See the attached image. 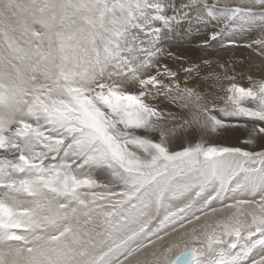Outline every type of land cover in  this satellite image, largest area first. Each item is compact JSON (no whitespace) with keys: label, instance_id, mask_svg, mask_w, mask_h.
I'll list each match as a JSON object with an SVG mask.
<instances>
[{"label":"snow or ice","instance_id":"6c2138e0","mask_svg":"<svg viewBox=\"0 0 264 264\" xmlns=\"http://www.w3.org/2000/svg\"><path fill=\"white\" fill-rule=\"evenodd\" d=\"M0 264H264V0H0Z\"/></svg>","mask_w":264,"mask_h":264},{"label":"bare ground","instance_id":"6f19581e","mask_svg":"<svg viewBox=\"0 0 264 264\" xmlns=\"http://www.w3.org/2000/svg\"><path fill=\"white\" fill-rule=\"evenodd\" d=\"M176 45H177L176 48L177 51H183L185 53L189 52L190 58H192L191 54L196 56V58L203 57V58H212V59H227L229 57L248 56V52L245 49L230 47L227 41L218 40L216 42L211 43L209 47L203 50H200L196 43L178 41L176 42ZM239 135H240L239 132H235L233 135L229 137V142L235 143L236 137H238Z\"/></svg>","mask_w":264,"mask_h":264},{"label":"rangeland","instance_id":"374dc122","mask_svg":"<svg viewBox=\"0 0 264 264\" xmlns=\"http://www.w3.org/2000/svg\"><path fill=\"white\" fill-rule=\"evenodd\" d=\"M193 45H195V44H193ZM193 45H191V46H193ZM187 53H188V54H187ZM187 53H186V54L190 57V55H189L190 53H189V52H187ZM192 55H193V54H191V57H192L193 59H197V58H198V57L196 58V56H194V55L192 56ZM199 58H200V57H199Z\"/></svg>","mask_w":264,"mask_h":264}]
</instances>
